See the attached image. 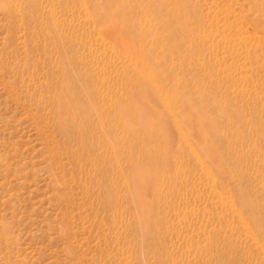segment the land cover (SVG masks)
<instances>
[{"label":"rangeland","instance_id":"1","mask_svg":"<svg viewBox=\"0 0 264 264\" xmlns=\"http://www.w3.org/2000/svg\"><path fill=\"white\" fill-rule=\"evenodd\" d=\"M250 1L0 0V264H264ZM72 96L116 111L121 160L102 181L111 135L100 151L53 130Z\"/></svg>","mask_w":264,"mask_h":264},{"label":"bare ground","instance_id":"2","mask_svg":"<svg viewBox=\"0 0 264 264\" xmlns=\"http://www.w3.org/2000/svg\"><path fill=\"white\" fill-rule=\"evenodd\" d=\"M256 4H258V3H256V1H253V0H251L250 1V5H251V7L252 8H254L255 9V7H256ZM257 8V7H256ZM255 22H256V24L259 26V27H264V22L263 21H259L258 19L257 20H255ZM145 84V83H144ZM84 86V85H83ZM85 87H86V84H85ZM69 88V87H68ZM67 88V89H68ZM78 88V87H77ZM84 88V87H83ZM74 89H76V88H74ZM86 89H87V87H86ZM71 90H73V89H71ZM83 90V89H82ZM79 91V90H78ZM74 93V92H73ZM93 93V92H92ZM70 94V93H69ZM79 94V93H78ZM77 93H76V96L78 95ZM85 94V93H84ZM68 95V94H67ZM73 95V94H72ZM66 96V95H65ZM76 96H72L71 98L73 99V107H70V108H68L66 105H65V103L64 102H59V105L57 106V113L55 114V116H54V122H55V126H54V132L57 134V136H59V137H61V138H65V140L67 141V142H70L71 143V141L72 140H75L76 141V145L77 146H79L80 147V149H82L84 146H85V144L87 143V141L88 140H90L92 143L93 142H95V145H96V147L98 148V150H100V142H99V140H100V135H102V137H103V133H105V136H106V134L108 133L109 135H111V140H113V142H111V144H110V150L108 151L107 149V152L108 153H103V155H102V158H101V164H105V165H109L110 166V172H108L107 171V166H101V167H95L94 166V159H95V157L93 158L92 157V160H93V166L91 165V163H89L90 165H91V168H93V171H94V175H92V176H94V177H96V178H100V180H101V178H102V180H103V178L105 177V175H108L109 173H111L112 174V176L114 175L113 174V171H114V164H115V161H120L119 160V158L116 160V156L119 154V152H118V154H117V149H116V144H114V134H115V131H116V123H115V120H116V116H113V115H110V113H112L113 114V112H116L113 108H111V109H109L108 108V111H107V113H102L101 111V108L102 107H100L101 105H103V103L102 102H100V103H102L100 106H98L97 104H95L97 101H95V103H88L89 105H87L86 104V101L85 102H83L82 101V99H80V96H79V98H77ZM85 96H87V95H85ZM89 97V96H88ZM87 97V98H88ZM83 99H84V97H83ZM90 99V98H89ZM93 102V101H92ZM110 103V102H109ZM111 104V103H110ZM109 104V105H110ZM108 105V106H109ZM113 105H114V103H113ZM110 107V106H109ZM106 108V107H105ZM90 109H92L93 111H94V116L97 118V119H99V124H98V126L96 125V123H95V126H94V128L93 127H91V121L89 120L90 119ZM101 111H100V110ZM98 110L100 111V113H98ZM107 110V109H106ZM117 110V109H116ZM105 111V110H104ZM98 113V114H97ZM92 114V113H91ZM115 114V113H114ZM93 115V114H92ZM106 115H110V117L108 116V118H107V122H106ZM116 115V114H115ZM100 116H102L103 117V119L102 120H100L101 119V117ZM95 118V119H96ZM93 128V129H92ZM118 129V128H117ZM93 131L95 132V134H93ZM148 131V129L145 131L146 132V134L148 135V133L149 132H147ZM117 132H118V130H117ZM116 132V133H117ZM144 132V131H143ZM144 132V133H145ZM165 134V133H164ZM145 135V134H144ZM166 135V134H165ZM145 137H146V135H145ZM147 138V137H146ZM102 139V138H101ZM107 139V138H106ZM106 139L104 138V140L106 141ZM168 139V138H167ZM74 141V142H75ZM145 141H146V139H145ZM108 142V141H107ZM117 142V141H116ZM91 143V144H92ZM67 144H69V143H67ZM109 144H107L108 146H109ZM172 144H173V142H172ZM175 144V143H174ZM173 144V145H174ZM71 145V144H70ZM88 145H90V144H88ZM94 145V146H95ZM73 146H75V145H73ZM91 146V145H90ZM104 145H102V147H103ZM78 147V148H79ZM95 147V148H96ZM172 147V146H171ZM170 147V148H171ZM175 146H173V148H174ZM77 148V147H76ZM104 148V147H103ZM84 149V148H83ZM87 149V148H86ZM93 148H91V150H92ZM105 149V148H104ZM77 150V149H76ZM79 150V149H78ZM95 150V149H94ZM170 150V149H169ZM85 151V150H84ZM101 151V150H100ZM104 151V150H103ZM90 152V151H89ZM93 151H91L90 152V154L92 153ZM97 152H99V151H97ZM96 152V153H97ZM94 153H95V151H94ZM168 152H166V154H167ZM89 154V155H90ZM98 154V153H97ZM93 155H95V154H93ZM92 155V156H93ZM91 156V155H90ZM95 156H98V155H95ZM100 156V155H99ZM123 156V155H122ZM129 156V155H128ZM131 157V156H130ZM129 157V158H130ZM89 158V157H88ZM97 158V157H96ZM124 158H126V157H124ZM133 158V157H132ZM146 158V157H145ZM131 159V158H130ZM97 160V159H96ZM99 160V159H98ZM97 160V161H98ZM128 160V159H127ZM76 161L80 164L81 163V159L80 158H78V159H76ZM100 161V160H99ZM98 161V162H99ZM83 163V162H82ZM81 163V164H82ZM96 165V164H95ZM97 166V165H96ZM100 166V165H99ZM117 166V165H116ZM79 168V167H78ZM117 168V167H116ZM119 171V170H118ZM92 173V172H91ZM121 173V172H120ZM91 176V177H92ZM127 176V175H126ZM89 177H90V175H89ZM107 177V176H106ZM128 177V176H127ZM127 177H126V181L128 182V180L129 179H127ZM95 178V179H96ZM94 179V178H93ZM94 179V180H95ZM105 179V178H104ZM125 179V178H124ZM101 180V181H102ZM111 180H113L112 178L110 179L109 178V181H111ZM125 181V182H126ZM130 182V181H129ZM101 183V182H100ZM103 183V182H102ZM104 184V183H103ZM130 184V183H129ZM116 186V185H115ZM95 191H96V189H95ZM105 191V190H104ZM117 193V192H116ZM125 193V192H124ZM105 200V202H107L108 203V206H109V208L108 209H110V211H112L113 213H116V211H117V208H116V203H115V199H114V195H113V190H112V188L111 189H109V191H106L105 192V196H104V198H103V201ZM112 202H113V205H111L112 204ZM104 207L106 208V206L104 205ZM112 215V214H111Z\"/></svg>","mask_w":264,"mask_h":264}]
</instances>
